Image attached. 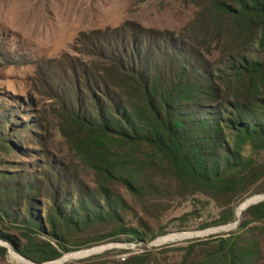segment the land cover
<instances>
[{
	"label": "rangeland",
	"instance_id": "1",
	"mask_svg": "<svg viewBox=\"0 0 264 264\" xmlns=\"http://www.w3.org/2000/svg\"><path fill=\"white\" fill-rule=\"evenodd\" d=\"M212 3L0 0V264H55L96 248L64 264H129L140 255L170 264L174 248L231 237L252 248L251 264H264V218L240 230L246 211L238 217L264 194V177L235 203L237 221L217 226L232 201L185 192L145 140L149 102L168 120L221 128L213 138L227 142L239 106H264V80L250 64L264 61L259 38ZM257 160L264 166V151ZM132 173L140 191L128 183ZM102 184L115 215L96 224L93 214L110 212ZM70 221L78 230L65 227ZM186 234L196 235L161 243Z\"/></svg>",
	"mask_w": 264,
	"mask_h": 264
},
{
	"label": "trees",
	"instance_id": "2",
	"mask_svg": "<svg viewBox=\"0 0 264 264\" xmlns=\"http://www.w3.org/2000/svg\"><path fill=\"white\" fill-rule=\"evenodd\" d=\"M232 1L237 3V8L232 12L226 9L224 0H216V2L212 0V6L218 4L220 17L233 14L235 19H239L243 25L242 33L259 38V48L264 53V0ZM255 47L257 49L255 45L251 48ZM253 53L261 54L259 51ZM254 58H251L250 64L257 68L259 77L264 80V61L260 59L255 61ZM184 100L190 101L191 98L187 97ZM148 105L152 115L149 121L152 131L145 140L155 153L160 154V162L168 167L179 182V187L185 192L193 195L203 194L215 199L227 197L232 201L215 225L225 226L236 222L237 204L235 203L243 201L249 190L264 177V166L257 160V155L264 151V106L256 107L252 102L247 106H239V117L226 121L228 129H234L236 133L229 137L227 142L225 138H218L216 141L213 138L212 131L220 132L221 128L215 130V127L200 126V124L192 126L185 118L178 116L168 120L150 102ZM177 129L182 130L183 134L177 133ZM122 137L125 139V136ZM216 147L221 154L215 152ZM248 149H252V153H249ZM133 175L134 173L127 177L128 183L133 191L136 192V188L140 191L143 187L142 182ZM101 189L100 193L104 197L102 201L106 202L110 212H106L103 216L93 214V222L96 224L113 221L115 215L113 204L109 202L110 196L106 194L107 186L102 184ZM139 193L137 195L142 196ZM81 212L87 213L83 203H81ZM263 218L264 202L251 206L245 212V221L240 225V230ZM90 219L91 217L87 218L81 226H91ZM51 223L54 231L58 227L63 229V223L59 222L61 226L58 223L57 226ZM65 227L69 230L79 228L71 221ZM172 251L178 254V260L170 264H251L254 256L250 246L234 237L223 239L216 246L215 242L206 241L188 247L174 248ZM59 257L61 255H54L47 261ZM146 257L147 255H140L131 258L129 264H145L148 260Z\"/></svg>",
	"mask_w": 264,
	"mask_h": 264
},
{
	"label": "bare ground",
	"instance_id": "3",
	"mask_svg": "<svg viewBox=\"0 0 264 264\" xmlns=\"http://www.w3.org/2000/svg\"><path fill=\"white\" fill-rule=\"evenodd\" d=\"M251 203L255 202V200H251L250 201ZM247 207V205L245 204H242L241 207L238 209V217H241L243 215V213L245 212V208ZM229 228H224V229H221V230H228ZM203 233V232H202ZM196 234H186V235H174V236H170V237H166L164 239L161 240V243H165V242H173V241H176V240H180V239H183V238H190V237H194ZM201 235V234H200ZM98 251L97 248L95 250H89V251H84L80 254H76V255H71V256H68L66 257L64 260L62 261H59V262H56L55 264H63V262H66V261H69L70 259L72 258H77V257H84V256H87V255H90L91 253H94ZM19 262V261H18ZM21 262V261H20Z\"/></svg>",
	"mask_w": 264,
	"mask_h": 264
},
{
	"label": "water",
	"instance_id": "4",
	"mask_svg": "<svg viewBox=\"0 0 264 264\" xmlns=\"http://www.w3.org/2000/svg\"><path fill=\"white\" fill-rule=\"evenodd\" d=\"M253 199L255 200V202L251 203L250 201L253 200ZM260 200H264V194H259V195H256V196H253V197L247 199V200L243 203V204L247 205V207L245 208V211H247L251 206L260 203ZM239 223H240V221H238V222L236 223V225L239 224ZM165 243H168V242H165ZM64 263H65V262H63V264H64Z\"/></svg>",
	"mask_w": 264,
	"mask_h": 264
}]
</instances>
